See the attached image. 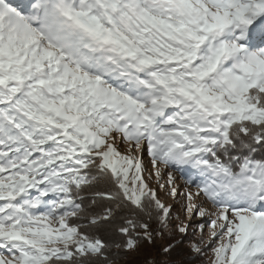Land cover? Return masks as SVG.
Segmentation results:
<instances>
[{
    "label": "snow or ice",
    "instance_id": "1",
    "mask_svg": "<svg viewBox=\"0 0 264 264\" xmlns=\"http://www.w3.org/2000/svg\"><path fill=\"white\" fill-rule=\"evenodd\" d=\"M165 234L264 264V0H0V264Z\"/></svg>",
    "mask_w": 264,
    "mask_h": 264
},
{
    "label": "trees",
    "instance_id": "2",
    "mask_svg": "<svg viewBox=\"0 0 264 264\" xmlns=\"http://www.w3.org/2000/svg\"><path fill=\"white\" fill-rule=\"evenodd\" d=\"M84 199L85 201L91 203L93 197L90 193H85L84 194ZM180 239L173 240L169 244H172L175 246V248L178 250L180 253L179 256H176L174 252V257L177 259H180L184 262V264H207L204 259H198L196 258V255L188 251L184 246L183 243H178ZM168 244V245H169ZM168 245L166 247H168ZM164 247V248H166ZM157 248L154 246V244H148L144 243L139 251V254H137L134 258L129 259L125 262V264H165L167 260L170 258L166 256L163 252V249ZM156 252L154 256H152V253ZM158 257H163L166 259L165 262L157 261L156 258Z\"/></svg>",
    "mask_w": 264,
    "mask_h": 264
},
{
    "label": "rangeland",
    "instance_id": "3",
    "mask_svg": "<svg viewBox=\"0 0 264 264\" xmlns=\"http://www.w3.org/2000/svg\"><path fill=\"white\" fill-rule=\"evenodd\" d=\"M177 183L180 184V185H183V184H184V178L178 175V176H177ZM161 198H162V200H164L165 203H171V204L173 205V208L176 209V212L174 213V215H175V214H180V213H179V205H178V204H176V203L173 202L169 197H167V196H165V195H163V194H161ZM188 223H190V224L192 225V228L190 229V231H195V230H196V229H195V225L199 223V220L188 221ZM177 239H181L180 234H177L176 237H175V239H174L172 236H170V235H168V234H165L163 237H157V238H156V241H155V243H154V246H156L157 248L162 249V248L166 247L171 241H173V240H177ZM194 239H198V236L195 237ZM183 246H184L188 251L191 252V250H190V244H189L188 241H184ZM191 253H193V252H191ZM137 254H139V252H133V253L128 257V260L134 258ZM155 254H156V252H155V250H154V252L152 253V256H154ZM193 254H194V253H193ZM156 255H157V254H156ZM209 255H210V254H209ZM203 259H204V261L208 264V257H205V258H203ZM156 260H157V261H161V262H165V261H166L165 258H163V257L161 258V257H158V256H157ZM121 264H125V262H121Z\"/></svg>",
    "mask_w": 264,
    "mask_h": 264
}]
</instances>
